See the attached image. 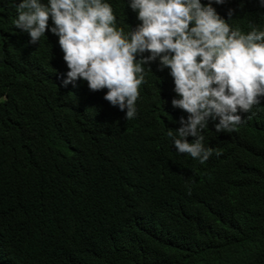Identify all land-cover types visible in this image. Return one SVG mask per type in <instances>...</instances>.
<instances>
[{
  "label": "trees",
  "instance_id": "1",
  "mask_svg": "<svg viewBox=\"0 0 264 264\" xmlns=\"http://www.w3.org/2000/svg\"><path fill=\"white\" fill-rule=\"evenodd\" d=\"M21 2L0 0V264H264V98L232 131L209 121L201 164L168 136L188 113L159 58L126 120L107 88L64 86L53 21L30 44ZM105 2L126 35L142 23L132 0ZM212 3L233 29L264 30L260 0Z\"/></svg>",
  "mask_w": 264,
  "mask_h": 264
},
{
  "label": "clouds",
  "instance_id": "2",
  "mask_svg": "<svg viewBox=\"0 0 264 264\" xmlns=\"http://www.w3.org/2000/svg\"><path fill=\"white\" fill-rule=\"evenodd\" d=\"M16 7L14 23L29 34L30 44H38L53 21L50 31L59 37L69 69L64 86L82 79L92 91L107 88L104 99L126 109V120L137 115L146 66L151 70L159 58V69L171 70L180 97L172 100L173 107L188 113L168 136L179 153L201 164L213 154L201 135L209 121L219 119L217 133L232 131L242 122L238 113L250 112L264 98V30L253 27L245 34L233 29L212 0L207 5L201 0H132L130 7L142 23L127 35L116 27L117 17L105 0H22ZM235 11L228 10L229 19Z\"/></svg>",
  "mask_w": 264,
  "mask_h": 264
}]
</instances>
